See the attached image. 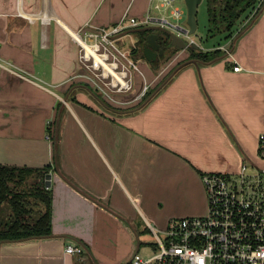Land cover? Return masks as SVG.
<instances>
[{
    "label": "crops",
    "instance_id": "crops-1",
    "mask_svg": "<svg viewBox=\"0 0 264 264\" xmlns=\"http://www.w3.org/2000/svg\"><path fill=\"white\" fill-rule=\"evenodd\" d=\"M153 10V0H0V60L7 66L0 165L49 166L53 193V236L0 243V264H122L133 251L109 255L99 246L105 237L125 236L130 245L139 226L193 212L203 173L236 172L256 158L252 140L264 128L263 8L216 61L177 67L189 55L180 49L154 72L145 57L135 58L141 73L132 92L118 102L95 97L73 34ZM253 58L262 66L253 67ZM164 79L146 100L133 99L142 82L151 91ZM240 99L252 107L243 109ZM67 244L85 253L68 254Z\"/></svg>",
    "mask_w": 264,
    "mask_h": 264
},
{
    "label": "built area",
    "instance_id": "built-area-1",
    "mask_svg": "<svg viewBox=\"0 0 264 264\" xmlns=\"http://www.w3.org/2000/svg\"><path fill=\"white\" fill-rule=\"evenodd\" d=\"M153 1L154 9L164 13H148L141 19L124 16L114 25L82 28L73 34L80 46L84 79L111 102L132 92L136 75L141 73L132 49L128 57L127 51L116 46L119 34L156 24L182 36L188 46L195 44L188 25L170 19L180 20L186 15L177 0ZM6 67L0 60V76ZM240 69L238 64L234 66L235 71ZM149 91L150 84L144 81L133 99H142ZM201 177L208 196L207 213L170 220L163 230L165 239L151 227L157 238L153 253L141 254L138 243V251L122 264H264V131L259 135L258 157L244 160L236 172H206ZM65 252L82 256L85 248L67 244Z\"/></svg>",
    "mask_w": 264,
    "mask_h": 264
},
{
    "label": "trees",
    "instance_id": "trees-1",
    "mask_svg": "<svg viewBox=\"0 0 264 264\" xmlns=\"http://www.w3.org/2000/svg\"><path fill=\"white\" fill-rule=\"evenodd\" d=\"M261 0H207V12L209 19V33H224L225 38L234 39L260 11ZM246 22L241 26V22ZM146 31L136 33L138 48L144 56ZM164 45L167 49L180 50L171 47L166 40ZM222 44L204 50L196 45H189V55L186 61L198 63H212L222 56ZM165 50V51H166ZM159 60L150 62L154 69H158ZM165 81V79L149 91L144 97L146 100ZM57 145V142H56ZM50 171L49 166L42 168H30L19 166L0 165V210L6 217H0V243L16 242L35 238H47L53 236L52 232V203L53 193L46 186L45 176ZM5 207L10 209L7 215ZM82 264V263H81Z\"/></svg>",
    "mask_w": 264,
    "mask_h": 264
},
{
    "label": "rangeland",
    "instance_id": "rangeland-1",
    "mask_svg": "<svg viewBox=\"0 0 264 264\" xmlns=\"http://www.w3.org/2000/svg\"><path fill=\"white\" fill-rule=\"evenodd\" d=\"M264 0H262V4L260 5L261 9L263 8V12H264ZM178 6H180L181 8L186 10V4H185V0H177L176 3ZM263 5V6H262ZM207 0H202V2L199 4L198 6V12H197V30L196 32L192 35L196 46H199L200 48H203L204 50L206 49H211L216 47L218 44H222V46H226V49H222V55L226 54L228 50H230L231 48H233V46H236L237 42H233V39H227L225 38V34L224 33H215V35H212V33H209V19H208V12H207ZM162 13H164V11H159L157 9L153 10V15H161ZM165 14L169 15V12H166ZM252 18V17H251ZM249 19L248 22H250L252 19ZM170 19L173 22H179L182 25H187V14L180 20H176L173 19L172 17H170ZM256 20V19H255ZM253 20V21H255ZM253 21H251L249 23V25L246 27V29H248L251 25H253ZM247 22V21H246ZM245 21L241 22V26L243 24L246 23ZM263 29H264V25H263ZM136 33H128L125 36L116 38V46L121 50V51H127L128 52V57L131 54V49L136 46L138 48V40L136 38ZM238 39V38H236ZM177 50H173V49H167L166 52L163 53L162 57L160 58V62L158 64V69H154L153 66L151 65V68L154 70V72H158L160 70V68L165 67L172 59V57L176 54ZM135 55V54H134ZM254 57V56H253ZM134 58L136 59H144L145 58L141 55L140 51L138 54H136L134 56ZM159 60V58H158ZM251 64L253 67H256V65L262 66V62L261 61H257L254 58L251 59ZM168 73V72H167ZM166 76V75H165ZM257 80H255L256 82ZM84 85V84H83ZM93 97V96H92ZM95 97H97L98 99H101L102 96L99 94H95ZM95 97H93L95 99ZM103 101V100H102ZM241 104L243 106V109H247L248 107H252V106H248V104L246 103L245 99H240ZM104 102V101H103ZM105 103V102H104ZM107 105V103H106ZM109 108H112L111 106L107 105ZM259 105H258V111H259ZM254 112H255V108H254ZM262 115L264 116V112H262ZM261 120V118H260ZM262 121V120H261ZM256 122V120H255ZM258 123V122H257ZM264 131V128H262L256 135L255 138H253L252 140V146H253V155L258 157V149H259V135ZM244 155V153L242 152V156ZM242 165V163L240 164V166ZM239 166V167H240ZM212 172V171H209ZM217 173H233V172H218ZM202 180V177H201ZM200 200L194 202V206H193V212L191 213H182V215L179 216H175L172 219L175 218H182V217H187V216H200V215H204L207 213L208 211V196H207V191L206 188L203 184L202 181V188L200 190ZM171 203L173 202L172 200H170ZM185 203V201H183L182 198V203ZM169 220V222H170ZM168 222V225H169ZM168 225H161L158 224L157 226L155 225V228L157 229L158 234L160 235L161 238L165 239L166 238V234L164 233V229H166L168 227ZM138 236V239H137ZM103 237V236H101ZM109 237V236H108ZM108 237H105V240L103 242H101L99 244L100 248L103 249V251H105L107 254L109 255H114L120 251L122 252H128V253H133L136 251L137 248V244L139 243L140 245V253L143 255H151L153 253V248L152 246L157 247V238L156 235L154 234V232L151 230V228L142 225L139 226V228L135 231H132L131 233V237H130V245H129V238L124 236V239L121 238V235L117 234H113V237L116 239L115 241H109L107 240ZM128 239V240H127ZM93 264H96L95 262Z\"/></svg>",
    "mask_w": 264,
    "mask_h": 264
},
{
    "label": "water",
    "instance_id": "water-1",
    "mask_svg": "<svg viewBox=\"0 0 264 264\" xmlns=\"http://www.w3.org/2000/svg\"><path fill=\"white\" fill-rule=\"evenodd\" d=\"M201 2L202 0H185L187 25L189 27V34L191 35H193L197 30V12L198 6ZM139 31L148 32L145 37L143 51L146 60L149 62L155 61L158 59V57L163 55L166 50V46L164 45L166 40L169 41V45L171 47H177L179 49H187L188 47L186 40L182 36L160 25H149L133 28L119 34L117 37L125 36L128 33H137ZM94 92L97 94L100 93L97 88L94 89ZM51 178L52 174L48 172L45 176V183L47 187H50L51 185ZM136 251H138V245Z\"/></svg>",
    "mask_w": 264,
    "mask_h": 264
}]
</instances>
